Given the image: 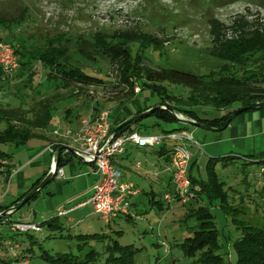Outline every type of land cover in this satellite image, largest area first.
<instances>
[{
  "label": "rangeland",
  "instance_id": "obj_1",
  "mask_svg": "<svg viewBox=\"0 0 264 264\" xmlns=\"http://www.w3.org/2000/svg\"><path fill=\"white\" fill-rule=\"evenodd\" d=\"M224 1H227V3L231 2V0ZM219 5H221V0H209L207 5L197 3L194 0H0V17L2 19L18 18L19 16L27 18L25 23L14 25L11 28L0 26V36L6 40L5 42L8 41V44L10 43L9 38L13 37L28 40L25 46L30 48L34 41L36 44H42L49 41L56 42V40L62 38L75 41L80 37L110 40L125 31L143 30L158 36L162 40L166 38H171L172 40L165 45L162 53L146 51V55L154 66L192 72L205 77H218L220 74L225 75L226 72L221 73L223 63L220 58H217L221 49L213 46L210 34L211 27L208 21L212 18L221 21L228 28L226 38L229 40L235 38L234 35L236 33L231 30V27H234L240 19L249 27H264V0H237L225 6L218 7ZM15 44L18 45V43ZM36 44L31 46L36 47ZM133 49L136 50L137 47L134 46ZM70 56L74 66L90 70L93 72V76H100L107 82L117 79L116 74L118 71L116 67L111 66L106 58L95 57V55L93 58H96V62L90 63L77 52H72ZM260 57L261 54L257 53L252 56V60H258ZM20 58L23 59L22 56ZM251 65L254 75H256L254 77H258L256 64ZM38 66L41 70L42 67L39 64ZM19 69H21L20 66ZM237 71L238 69L230 70L228 73ZM16 73H13L15 74L14 76H17ZM111 73L113 74L112 78L108 76ZM45 78L46 75L40 72L34 91L21 88V78L3 81L0 84L1 105L12 108L24 106L25 109H29L32 101H37L44 94L45 89L48 90L50 85L56 82V80L52 82L49 80L45 81ZM166 87L167 92L170 94L183 96L189 94V89L182 86L166 85ZM90 90L93 95L86 92L82 96L76 97L77 100L67 98L64 96L65 91H61L63 96L57 100L56 106L59 108L61 105H65V109L53 112L55 122L51 136H53L54 130H57L60 135H66L70 130L76 131L79 127L78 114L79 118L82 119L90 116L94 105H97L102 110L111 109L113 120V117L124 115V113L128 114L126 112L135 113L141 110L145 100H149L153 105L162 102L160 94L156 91L152 93L149 89L144 90L133 104L131 102L118 104L116 101L111 100L113 99L111 92L104 91L100 87L91 86ZM26 92L34 94L31 95L32 100L29 102L22 101ZM242 105V102H237L234 108L239 107L240 109ZM70 106L79 108L74 109L75 112L72 115V123L77 124V128H71L65 124H56L58 120H63L64 114L62 112L65 113ZM195 111L197 117L200 118L199 120L203 121H205V118L218 113V109L212 106H199ZM185 117V119L192 120L188 116ZM192 121L197 122L196 120ZM142 123L149 124L152 134L158 136L164 135V131L167 130L187 129L197 145L192 142H187V144H193L198 148L191 152V162L198 163L194 165L193 176L201 181L208 182L210 180V170L214 168L213 172L217 175V182L220 185L222 184V191L228 196L229 203L235 207L242 208L241 211L243 213L238 218L239 221L260 228L264 227V185L261 181L262 163L248 164L246 163L248 157L245 156L244 160L229 161L226 166L219 162L215 166L208 167L212 160V156L208 155V153L212 151L219 152L217 144L213 146L212 143L215 141L214 138L220 133L184 124L175 119L172 121L162 120L154 114L144 118ZM154 124H158V126H154ZM202 124L210 126L206 123ZM5 127H1L0 130H4ZM176 132L178 131L173 133ZM205 136H207L206 139ZM129 146L132 145H128L126 148ZM171 146L169 144V147ZM29 147L35 151L29 152L27 148L19 149L11 145L0 147V150L14 154L15 160L11 161L9 165H16V172L12 176L9 175V179H6L7 173L5 172L7 171L1 170L2 165L0 166V207L10 205L16 199L17 194L24 191L20 188L21 183L24 181V176L40 177L43 173L42 169L49 167V157L47 155L37 160L33 159V155L37 153L36 151L41 149L35 138L30 140ZM129 149L133 150L132 148ZM145 150V148L133 150L130 159L142 163L144 168H152L154 171H158L150 162L155 159V155L145 152ZM67 161L70 163L76 161L73 165L76 168L67 167L68 173L64 175L63 180L57 179L61 176L59 172L57 178L51 184L23 208L15 212L14 215L9 213L11 216L8 218L14 221L23 218L19 220L20 223H33L37 226H42L43 221L57 217L58 222L70 229L72 235L121 231L122 234L116 240L121 242L122 245H133L138 250L135 264H191L193 262V259L184 255L181 248L185 239L193 235L194 227L196 226L195 219L188 217L190 214L188 211L190 205L188 204L192 200L185 205L178 200L167 201L168 206L165 205L163 209L158 208L151 201V190L155 191L157 199L163 200L162 194L166 188L165 184L157 182L158 178L155 175L147 180L141 179L138 175L133 177V181L139 188L145 189L149 194H143L138 198L133 209V213L136 214L132 220L122 217L109 225L99 216L85 217L86 213L91 210V207H88L70 215L66 213L69 217L80 221L72 224L67 223L66 219L68 216L61 217L63 215H59V212L66 209L69 210V208L76 206L79 202L87 201L90 196L82 197L85 192L78 190L82 179L69 180L71 173L73 176L76 175L84 180V178L90 177L86 174L93 171L91 166L77 160L69 158ZM1 162L2 157L0 158ZM59 171H61V168ZM18 173L19 175L15 177ZM166 175L170 176L171 172H167ZM150 184L153 185L152 188L149 187ZM76 190L78 191L77 193ZM204 203L210 205L211 211L215 216L219 233L218 241L222 249L220 253L229 264H236L234 242L241 238V230L236 228L233 216L220 207L219 201H212L206 196ZM12 229L14 230V227ZM43 230L47 229L43 228ZM12 234L14 233L11 231L10 225L1 222L0 237H4L5 241L0 244V255L15 256L16 250H9L8 248L10 243L8 241H13L10 238ZM33 234L40 239H44L46 232L44 231L43 234L33 232ZM38 242L41 243V245H38V243L35 245L38 248V253L47 250L51 254L68 253L75 256H84L91 250L89 248L90 245H84L80 249L79 242L71 240L46 239L44 244L43 241ZM14 244L16 243L14 242ZM94 245L97 244H91L93 247ZM100 245L101 243H98L97 248ZM23 264H29L28 259H24ZM33 264L48 263L38 260ZM98 264L105 263L101 261Z\"/></svg>",
  "mask_w": 264,
  "mask_h": 264
},
{
  "label": "trees",
  "instance_id": "obj_2",
  "mask_svg": "<svg viewBox=\"0 0 264 264\" xmlns=\"http://www.w3.org/2000/svg\"><path fill=\"white\" fill-rule=\"evenodd\" d=\"M194 1L207 5L209 0ZM236 1L231 0V2L227 3V1L221 0V5L218 7ZM26 21L27 18L24 16L10 19H2L0 17V26L11 28ZM208 22L211 27L210 34L213 46L221 49L217 55V58H220L223 63L221 73L226 72L225 75L220 74L218 77H205L192 72L154 66L146 55V51L162 53L165 45L172 40L171 38L162 40L158 36L143 30L125 31L110 40L80 37L75 41L62 38L56 40V42L49 41L42 44H36L34 41L31 45L36 44L37 46L33 47L30 45V48L25 46L28 40L16 37L9 38V45L13 47L21 68L18 70L17 76L14 77L15 79H22L21 88L34 91L41 72L46 75L45 81L49 80L52 82L56 80L53 86L56 91L54 95L52 94L48 98L32 101L29 109H25L24 106L17 108L4 107L0 103V129L6 126L4 130H0V147L6 145H11L15 148L26 146L31 139L37 136L35 130L49 128L54 118L53 112L57 109L55 104L63 96L61 91H65L64 96L67 98H74L82 96L86 92L89 93L91 86L100 87L104 91L111 92L113 94V99L111 100L116 101L118 104H123L137 95L135 86L138 85L141 88V92L149 89L151 92L156 91L160 94L162 102L151 106L150 109L158 105H167L168 107L157 109L149 116L154 114L162 120L172 121L175 119L179 121L170 112L171 108L176 114H183L197 122L206 123L214 127H223L231 114L220 120L202 121L198 119L195 109L199 106H212L217 109L231 108L237 102H242L243 107H246L254 103L264 102V27H249L240 19L234 27H231V30L236 33L234 35L235 38L229 40L226 38L228 28L221 21L212 18ZM5 41L0 36V44H8V41ZM15 43H18V45ZM134 46L137 47L136 50L133 49ZM72 52H77L90 63L96 62V58H93L95 55V57L108 59L109 64L116 67L118 71L116 74L117 79L107 82L100 76H93V72L90 70L74 66L70 56ZM257 53H260L261 57L258 60H252V56ZM254 63L258 68V77H254L256 75H254V71L251 68V64ZM38 64L42 67L41 70ZM235 69H238V71L228 73L230 70ZM112 75L111 73L108 76L112 78ZM9 80L10 76L6 75L0 68V84ZM166 85L182 86L189 89V94L187 96L170 94L167 92ZM31 91L29 90V92ZM29 92L24 93L22 101L29 102L32 100L31 95L33 93ZM100 110V107L94 105L92 114H97ZM143 111H139L135 115L137 116ZM142 121L127 125L116 134L118 136L126 132L152 134L149 124H143ZM154 126H158V124H154ZM180 130L184 129L164 132L172 133ZM168 146L169 144L164 143L161 146L149 149L160 151ZM170 148L169 155L173 152V147L171 146ZM1 157L0 166L2 165L3 168L7 163L6 160L10 161L12 154L0 150ZM244 157V155L238 154L236 156L213 158L208 167L215 166L219 162L226 166L229 161L244 160ZM247 159L246 163L248 164H263L261 181L264 185V153L256 157H248ZM234 163L236 164V162ZM213 170L214 168L210 170V180L208 182L195 178L190 171L193 187L197 186L199 190L195 191L198 193L196 198L192 199L188 204L190 205L188 217L195 219L196 226L194 227L193 235L186 238L181 245L184 255L193 259L191 264H229L220 253L222 249L218 241L219 233L215 216L211 211L210 205L204 203V198L208 196L212 201H219L220 207L233 216L236 228L241 230V238L234 242L236 264H264V227L260 228L239 221L238 218L243 213L241 211L242 208L235 207L229 203L228 196L222 191V184H218L217 175ZM40 183L41 180L36 182L31 190ZM31 190L10 205L0 207V214L19 205ZM151 201L160 209H163L167 204L166 200H163L166 202L165 204L162 200H157L156 196H152ZM9 216L11 215L7 214L0 217V223L3 222V224L10 225L14 234L10 236L13 241H8L10 242L8 248L9 250L15 249L16 252L15 256L11 257L9 255H0V264H23L24 259H28L29 264H33L38 260L48 264H98L101 261H104L105 264H135L138 250L133 245H122L121 242L116 240L122 234L121 231L72 235L70 229L58 222L57 217L44 221L42 226L36 225L38 229L20 231L12 229L17 222L11 218L9 219ZM123 217L128 220L133 219L131 211L128 216ZM43 228L47 230H43ZM44 231L46 232L44 239H40L33 234V232L43 234ZM46 239L77 241L80 249L84 245H90L89 248L91 250L84 256H75L68 253L51 254L47 250L38 253V248L35 245L37 243L41 245L38 241H43L44 244ZM4 241L5 238L0 237V244ZM92 243L97 245L101 243V245L97 248V245L91 246Z\"/></svg>",
  "mask_w": 264,
  "mask_h": 264
},
{
  "label": "built area",
  "instance_id": "obj_3",
  "mask_svg": "<svg viewBox=\"0 0 264 264\" xmlns=\"http://www.w3.org/2000/svg\"><path fill=\"white\" fill-rule=\"evenodd\" d=\"M18 57L11 45L0 44V68L10 80L14 78L19 69ZM17 74V73H16ZM135 93H141V88L136 85ZM90 95H93L91 90ZM181 118L182 116L178 114ZM111 109H101L97 114H91L82 119L78 131H69L64 139H70L69 147L80 154L88 164H93L95 171L99 175V181L93 186L92 196L87 204L93 206L94 213L106 222H110L118 216H128L131 208V198L139 194V190L133 183L122 180V173L117 169L113 161L121 155L128 145L140 148H155L162 144H171L173 152L169 169L174 186L172 193L165 194L166 201H180L187 204L196 196L198 187H193L190 178L191 171V152L187 142L197 143L192 135L186 130L176 133H165L164 135H144L138 132H126L122 135L113 133ZM59 136V133H55ZM65 145L64 142L57 140L54 145L48 146L47 150L53 156L52 168L56 166L57 148ZM63 176V172L57 170V174ZM59 176V177H61ZM66 211L59 212V215L66 214ZM15 230L27 231L38 229L36 225L17 223ZM15 254V253H14Z\"/></svg>",
  "mask_w": 264,
  "mask_h": 264
},
{
  "label": "crops",
  "instance_id": "obj_4",
  "mask_svg": "<svg viewBox=\"0 0 264 264\" xmlns=\"http://www.w3.org/2000/svg\"><path fill=\"white\" fill-rule=\"evenodd\" d=\"M53 85H55V84L52 83V85H50L49 89L53 88ZM49 89L48 90L45 89L44 94L41 95V97L39 99H42V98L45 99V98L50 97L52 94L54 95V92L56 90L55 89H50L49 90ZM141 93L137 94L132 100L126 101L125 103H129V102H131L132 104L135 103V99L139 95H141ZM152 93H154V92H152ZM73 100H77L76 97H74ZM74 102H76V101H74ZM57 103H58V101L55 104V107L57 108L56 110L65 109V105L64 106L61 105L60 106L61 108L60 107L58 108L56 106ZM151 106H154L152 104V102H149V100H145L141 110H138L135 113L126 112L128 114L124 113V115L121 114V115H119L117 117H113V120L111 119L113 129L115 127H118L120 124L124 123L125 121L130 120L131 118L135 117L136 116L135 114L138 113L139 111L144 110L143 112H145V111H148V108L150 110ZM241 107H243V105ZM74 109L76 110V109H79V108L78 107L74 108V107L70 106V108H67L65 113L62 112L64 114L63 120L62 121L58 120L56 122V124H59V125L65 124V125H67L68 127H71V128H77L78 125H79L78 129L76 130V131H78L80 126H81L82 118H79V114H78L77 119L79 120L80 124L78 123V125H77V124L72 123V115L75 112ZM145 109H147V110H145ZM69 110H71V111H69ZM237 110H239V107L238 108H234V106L231 107V108L218 109V113L217 114L209 116L208 118H205V121L220 120V119H222V118L234 113ZM92 113H93V111H92ZM80 114H82V113H80ZM181 116H182V118L185 117L184 115H181ZM201 118L204 119L203 117H201ZM198 119H200V118H198ZM192 120H194V119H192ZM54 122H55V116H54L53 121L50 124L49 128L35 130V133L37 135L35 137V140H36L37 144L40 145L41 149L39 151H36L37 153H35L33 155L34 156L33 159L37 160L38 158H41V157L47 155L49 157L48 158L49 159V163H48L49 167L47 169H42L43 173H42V175L40 177L36 178L35 176H32V175H30L28 177L24 176L23 177L24 181L20 185L21 186L20 187L21 190H24V191H21L20 193H18L17 197H16V199L14 201H16L18 198H20L22 195H24L29 190H31V188L33 187V185L36 182H38L39 180H41V182L43 180H45L47 178V176L49 175V173L52 172L53 170H55V167H54V169L52 168L53 156L47 150L48 146L54 145V143L57 142V140H60V141L64 142L65 145H63V146L69 147V143L68 142L70 141V139H64L63 137L65 135H60V133H59V136H56L55 133L58 132L57 130H54L53 136H51V131L53 130L52 127H53ZM210 127H214V126H210ZM214 128H222V127H214ZM76 131H72V132H76ZM208 131H210V130H208ZM211 132L220 133V134H218V136L216 138H214L215 141L212 143L213 146L215 144H217V147H218L217 150L219 152L212 151L211 153H208V155L212 156V159L213 158L227 157V156H236L238 154H246V155H244L246 157H256V156H258L260 154H263L264 153V107L258 108V109H254V110H250L247 113H242V114L236 116L225 129H223L221 131H211ZM67 133H66V135H67ZM151 133H152V131H151ZM141 134H143V133H141ZM144 135H153V134H144ZM206 138H207V136H205V139ZM29 142H28V144L26 146L20 147L19 149L27 148V149H29V152L30 151H35L33 148L29 147ZM188 147H189L190 152L194 151V149H198L193 144H190ZM59 148H57V151H58ZM129 148H132L133 150L141 149L140 147L129 146L128 148H126V150L121 155L117 156L114 159L113 164H114V166L117 169H119L121 171L122 180L125 181V182L133 183L136 186V188L139 190V192H140L137 196L131 198V217L132 216L134 217V215L136 213H133L134 212L133 209H134V206L137 203L138 198L141 195H143V194H146V195L149 194L148 192L145 191V189H140L139 186L133 181V177L135 175H138L141 179H145V180L150 179L153 175H155V177L158 178V181H157L158 183L165 184V188L166 189H165V192L162 194V199L163 200H165V198H164L165 194L172 193L174 191V186H173V183H172L171 175L170 176L166 175L167 172H169V171L171 172V170L169 169V165H170V161H171V155H169V153H168L171 148L169 146L165 147L164 150H160V151L159 150L157 151V150L145 148L146 149L145 152H148V153H151V154L155 155V159L153 161H150V162L152 163V165H154L155 168L158 169V171H154L152 168H144L142 163H140L138 161H132L130 159V155H131L133 150H130ZM57 151H56V157H55L56 159H57ZM61 158H60L61 160H60V164H59V168L58 169L61 168V171L63 172V176L57 178L58 174L56 173V176H54L51 179V181L48 183V185L51 184L56 178L58 180H63L64 179V175L66 173H68L67 167L71 166V168H76V167L73 166L76 163V161H74V163H70L69 161H67L69 158L73 159V160H77L78 162H81V163H84V164H87V165L91 166L93 171H92V173L86 174V175H89L90 177L89 178H84V180H83V178H79L76 175L73 176L72 173H71V177H70L69 180H72V179L80 180V179H82V181L79 184L80 186H78V190H83L85 192V194L82 197L90 195L89 196V198H90L92 196V193H93L92 186H93V184L95 185L96 182H98L99 178H100L99 175L97 174V172L95 171L94 165L93 164H88L86 162H83V161L79 160L78 158L73 157L71 154H67V153H64L61 156ZM9 160L10 161L6 160L7 161L6 166H4L1 169V170L4 169L5 171L8 172L6 174V179H9V177L12 176L16 172V169H15L16 165H9L11 161L15 160L14 154H12V157ZM55 162H56V160H55ZM62 162H64V163L61 164ZM197 164H198L197 162H192V164H191V173L192 174H193V170H194V165H197ZM92 174H94V175H92ZM18 175H19V173L15 177H17ZM152 186L153 185L150 184L149 187L152 188ZM77 192L78 191L76 190V193ZM150 194L152 196H156L155 191H153V189L151 190ZM79 198H81V197H79ZM88 199H87V201H88ZM156 199H157V196H156ZM157 200H159V199H157ZM87 201L79 202L76 206H73V207L69 208V210L66 209L64 211H66L67 214L70 215L71 213L73 214V213H76L77 211L85 210L88 207H91V210L86 213L85 217L91 218L93 216H98V215H96L94 213V209L92 208L93 206L90 205V204H87ZM13 202H11V203H13ZM164 203L166 204V202H164ZM166 206H168V205L166 204ZM14 213L11 214V215H14ZM67 214H65V215H63L61 217H64ZM122 217L123 216H118L116 218H113L111 220V222L109 223V225H111L112 223H115L114 221L116 219H120ZM22 219L23 218H20V219L15 220V221L17 223H20L19 220H22ZM66 220H67V223H69V224L80 222V221H76L74 218L69 217V216L67 217ZM34 225H36V224H34Z\"/></svg>",
  "mask_w": 264,
  "mask_h": 264
},
{
  "label": "water",
  "instance_id": "obj_5",
  "mask_svg": "<svg viewBox=\"0 0 264 264\" xmlns=\"http://www.w3.org/2000/svg\"><path fill=\"white\" fill-rule=\"evenodd\" d=\"M264 107V102H258V103H254V104H251L249 106H246V107H242L240 108L239 110L235 111L233 114H231V116L227 119V121L225 122V125L224 127L222 128H214V127H210V126H207V125H204L202 123H198V122H194L192 120H188V119H184V118H181L178 114L175 113V111L173 109L170 108V112L172 114H174L176 116V118L183 122L184 124H188V125H193V126H197V127H201V128H204L206 130H210V131H221L223 129H225L229 124L230 122L238 115L244 113V112H247V111H250V110H254V109H258V108H262ZM160 108H168L167 105H158L154 108H151L150 110L148 111H145L133 118H131L130 120H127L125 121L124 123L120 124L114 131L113 133H117L118 131H120L121 129H123L124 127H126L127 125H131V124H134V123H137L141 120H143L144 118L148 117L152 112H154L155 110L157 109H160ZM64 153H67V154H71L73 157H76L78 158L79 160L85 162L83 160V158L80 156V154H78L77 151H75L74 149L70 148V147H67V146H62L58 149L57 151V159H56V166H55V170H53L52 172L49 173V175L47 176V178L45 180H43L38 186L34 187L33 190H31L29 192V194L19 203V205L17 206H14L12 207L11 209H9L8 211H5L3 212L2 214H0V217H2L3 215H7L9 213H13V212H16V211H19L21 208H23L34 196H36L41 190H43L47 185L48 183L51 181V179L56 176V173H57V170L59 168V164H60V158L61 156L64 154Z\"/></svg>",
  "mask_w": 264,
  "mask_h": 264
}]
</instances>
